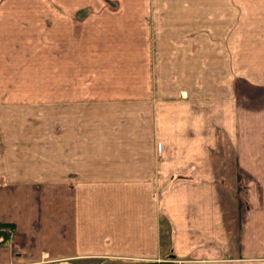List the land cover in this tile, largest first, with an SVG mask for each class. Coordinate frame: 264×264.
Here are the masks:
<instances>
[{
	"label": "crops",
	"instance_id": "crops-1",
	"mask_svg": "<svg viewBox=\"0 0 264 264\" xmlns=\"http://www.w3.org/2000/svg\"><path fill=\"white\" fill-rule=\"evenodd\" d=\"M43 1L0 0V264H264V0Z\"/></svg>",
	"mask_w": 264,
	"mask_h": 264
},
{
	"label": "rangeland",
	"instance_id": "rangeland-1",
	"mask_svg": "<svg viewBox=\"0 0 264 264\" xmlns=\"http://www.w3.org/2000/svg\"><path fill=\"white\" fill-rule=\"evenodd\" d=\"M32 1H35V0H32ZM24 6V5H22ZM32 7H48V11H49V15H48V24L50 26V28H53L56 26V20H57V12H58V9H57V4L55 2V0H48V3H45L44 1L42 3H32ZM87 21V20H86ZM85 21V22H86ZM30 22H28L29 24ZM32 23H35V20H33ZM37 23V21H36ZM84 27V23L82 25ZM51 59V58H50ZM165 264V263H163Z\"/></svg>",
	"mask_w": 264,
	"mask_h": 264
},
{
	"label": "trees",
	"instance_id": "trees-1",
	"mask_svg": "<svg viewBox=\"0 0 264 264\" xmlns=\"http://www.w3.org/2000/svg\"><path fill=\"white\" fill-rule=\"evenodd\" d=\"M4 227H9V225L0 224V236L2 237L1 239L2 241H5L8 238V234H9L8 232L3 230Z\"/></svg>",
	"mask_w": 264,
	"mask_h": 264
},
{
	"label": "built area",
	"instance_id": "built-area-1",
	"mask_svg": "<svg viewBox=\"0 0 264 264\" xmlns=\"http://www.w3.org/2000/svg\"><path fill=\"white\" fill-rule=\"evenodd\" d=\"M1 147H2V143H1V141H0V149H1Z\"/></svg>",
	"mask_w": 264,
	"mask_h": 264
}]
</instances>
